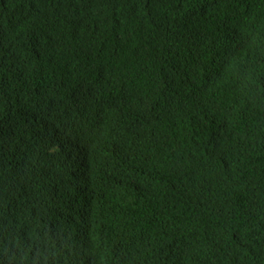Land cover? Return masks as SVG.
Returning a JSON list of instances; mask_svg holds the SVG:
<instances>
[{
  "label": "trees",
  "instance_id": "obj_1",
  "mask_svg": "<svg viewBox=\"0 0 264 264\" xmlns=\"http://www.w3.org/2000/svg\"><path fill=\"white\" fill-rule=\"evenodd\" d=\"M0 264H264V0H0Z\"/></svg>",
  "mask_w": 264,
  "mask_h": 264
}]
</instances>
